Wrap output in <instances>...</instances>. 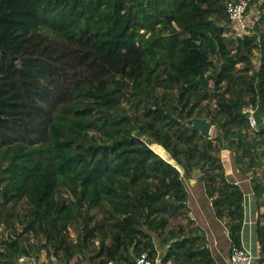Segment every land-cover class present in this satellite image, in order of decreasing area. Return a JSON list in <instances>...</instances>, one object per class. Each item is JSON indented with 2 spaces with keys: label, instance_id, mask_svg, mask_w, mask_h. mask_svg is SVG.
Wrapping results in <instances>:
<instances>
[{
  "label": "trees",
  "instance_id": "obj_1",
  "mask_svg": "<svg viewBox=\"0 0 264 264\" xmlns=\"http://www.w3.org/2000/svg\"><path fill=\"white\" fill-rule=\"evenodd\" d=\"M228 1L0 0V220L23 204L25 232L60 262L135 264L145 252L155 264H218L204 231L179 221H193L187 181L199 172L230 253L242 247L245 191L221 153L246 176L258 164L247 137L264 124L258 115L251 130L241 111L238 65L246 74L260 53L249 102L264 107V33L226 37ZM196 117L217 137L193 129ZM252 187L264 207V182ZM256 234L253 264H264L259 221ZM31 256L15 236L0 240V264Z\"/></svg>",
  "mask_w": 264,
  "mask_h": 264
},
{
  "label": "rangeland",
  "instance_id": "obj_2",
  "mask_svg": "<svg viewBox=\"0 0 264 264\" xmlns=\"http://www.w3.org/2000/svg\"><path fill=\"white\" fill-rule=\"evenodd\" d=\"M263 15H264V0H251L250 6L247 11V21L249 25L247 29L248 31H246L247 34H249L250 36L257 35V38L263 35L264 23L261 22V18ZM218 23L220 27L224 28V35L228 37L229 39H234V41H236V37H239L244 34V33H240L239 35V33L236 32L235 27L231 24V22H227L226 20H220L218 21ZM251 59H252V66L250 67L249 71H246V74L242 72V69L244 68V66L242 64L238 65V68L241 70L238 73V75L243 77L244 81H246V83L242 86L243 87L242 96L244 97L245 101H247L248 103H251L249 102V100L251 99V96L253 94V90L250 87L249 83L252 82L255 76V73L260 66V53L256 49H252ZM211 73L212 72H209L208 75H210ZM209 86L214 87V83L212 80L209 82ZM225 88L226 87H224V89ZM240 88L241 87H239L238 91L240 90ZM252 104L255 105L254 107H255L257 116L259 115L260 118H263L264 117V107L261 106V103L258 102L257 103L258 105L255 103H252ZM209 135L213 138L217 137L218 133H217L215 126L211 125V133ZM247 138H248V141L250 142V146L252 149L251 151L253 153L252 155L256 156L257 162H258L256 167H254L251 170H248L249 174H247V176L243 175L242 172L235 167L234 165L235 164V161H234L235 154L231 149L230 150L229 148L225 149L221 153V158H222V161L225 167H227L228 169H231V166H232L234 174L231 180L241 181V187L243 188V190L247 193H251L252 188H253L252 187L253 183L262 182V181L264 182V153H263L264 152V136H260L256 133H251V135ZM145 140L151 143L149 139H145ZM151 146L152 148L155 149L154 145H151ZM165 159L170 160L168 157H165ZM249 161H250L249 157L244 158L245 164L249 163ZM243 166L244 164L242 163L240 167H243ZM194 175L199 176L200 173L196 172ZM195 178L197 177L196 176L193 177L192 180ZM187 184H188V187L191 188V190L193 189L194 191L193 193L198 197V200L196 202L194 201L192 205L190 203L191 212H192L191 217L194 219L191 222L185 219H180L179 221L181 222V224L188 223L189 228L198 226L200 227L202 231L206 232V234L208 233V235H206L207 243L210 249L212 250L214 256L216 257L218 264H222L223 262H225L224 258L230 261V256H231L230 248L226 246L227 243H225L224 245H221L220 243V241L226 239L224 237H227V231H228L227 224H226L227 222L225 220L219 221L215 219V215L213 213L212 207L209 205V203H206V199L204 198V195H203L204 191L202 189L203 184L197 183V186L194 185L195 187L192 185L190 186L189 181H187ZM191 197L193 199V196ZM262 201L263 200H261V203H263ZM261 203H258L254 211V217H255L256 222L259 221L264 224V220L261 218L262 213L264 212V207H262ZM14 207L16 208L15 213L12 212V209H14ZM23 207L24 205L21 203L17 204V206H13V204H9L3 210V214H2L3 218L2 220H0V240L10 239L12 236L13 237L15 236L16 239L20 240L31 251V254H32L31 257L33 258L32 262L34 264H92L93 263L92 260L82 258V256H75L73 259L69 260L68 262L66 261L60 262L56 256H53V254L48 252V249L44 247L45 245L44 239L39 233L35 231H32L31 233L25 232V224H23V221L20 217V212L21 213L23 212ZM18 210H19V213H18ZM91 213H94V212H91ZM257 215L259 217H257ZM102 217L103 215L100 214L99 218H102ZM214 220H216L220 233H222L221 237H218V235H214L209 230V228L211 229L216 228L215 227L216 223H213ZM225 232H226V235H225ZM70 235L72 236V238L75 239L76 242L79 241L80 238H79L78 227H72L70 229ZM210 235H214V237L216 238L217 242L219 243V246L221 247L220 251L217 250L215 246L216 244H214L215 242L213 241V237ZM18 236L19 238H17ZM157 242H158L160 257H162V254L164 253L167 247L163 246V242L160 241L159 238L157 239ZM251 245L253 246V248H251L252 251L251 250L250 251L253 252L254 256L257 257L259 254L256 251L259 248V244L255 241ZM218 251L222 253L221 254L222 256L220 255Z\"/></svg>",
  "mask_w": 264,
  "mask_h": 264
},
{
  "label": "built area",
  "instance_id": "obj_3",
  "mask_svg": "<svg viewBox=\"0 0 264 264\" xmlns=\"http://www.w3.org/2000/svg\"><path fill=\"white\" fill-rule=\"evenodd\" d=\"M250 0H231L227 2L226 12L236 32L245 33L248 29L247 10L249 8ZM255 105L249 103L242 107V113L247 117L248 124L251 130H257L259 121L256 115ZM264 124V117L262 118ZM255 260L254 254L250 249L242 247H233L231 250L230 264H253ZM108 264H115L109 262ZM135 264H155L152 262L147 253H142L135 261Z\"/></svg>",
  "mask_w": 264,
  "mask_h": 264
},
{
  "label": "crops",
  "instance_id": "obj_4",
  "mask_svg": "<svg viewBox=\"0 0 264 264\" xmlns=\"http://www.w3.org/2000/svg\"><path fill=\"white\" fill-rule=\"evenodd\" d=\"M226 174L230 178H232V176L234 174V171L232 169V166H231V169H228L226 167ZM195 176L197 178L199 177L198 175H194V177ZM197 178H195V179L192 180V186H194V185L197 186V183H196V181H197L196 179ZM235 181L238 184L241 185V181H239V180H235ZM198 183L201 184L199 182V180H198ZM202 189L204 191L203 195H204V198L206 199V203H209V205L212 207V203H211L210 199H208V197L206 196L205 188H204L203 185H202ZM193 192H194L193 189L190 190L189 205H190V203L192 205L194 203V201L196 202L198 200V197ZM191 196H193V199H192ZM245 196H246L245 197V206H244L245 207V221H244V226H243V231H242V241H243V246L246 247V248H248V249H250L252 251L251 248H253V246L251 244L254 243L255 241L258 243L257 234H256V224H257V222L255 221V217H254V211H255V209H256V207L258 205V201H257L256 196H255V194H254L253 191L251 193L245 192ZM212 210H213V208H212ZM213 213H214V211H213ZM191 216H192V212H191ZM257 217H258V215H257ZM193 219L194 218H192V220ZM215 219H217V218L215 217ZM217 220H219V219H217ZM213 223H216V220H214ZM215 227H216L215 229L209 228L210 232L213 233L214 235H218V237H221L222 236L221 235L222 233H220V230H219V228L217 226V223L215 224ZM205 231H206V229H205ZM204 233H205V236L208 235V233L207 234H206V232H204ZM228 233L229 232L227 231V237H224L226 239L220 241V243H221V245H224L225 243H227L226 246H228L230 248V238H229V234ZM214 235H210V236L213 237V241L215 242L214 244H216L215 246H216L217 250L220 251V248L221 247L219 246V243L217 242V240L214 237ZM225 235H226V232H225ZM206 238H207V236H206ZM256 252L259 254V252H260V246H259V248H258V250ZM221 254L222 253H220V255ZM224 259H225V262H223L222 264H230V261L228 259H226V258H224Z\"/></svg>",
  "mask_w": 264,
  "mask_h": 264
},
{
  "label": "water",
  "instance_id": "obj_5",
  "mask_svg": "<svg viewBox=\"0 0 264 264\" xmlns=\"http://www.w3.org/2000/svg\"><path fill=\"white\" fill-rule=\"evenodd\" d=\"M192 128L199 130L203 134L211 133V124L205 118H193L192 120Z\"/></svg>",
  "mask_w": 264,
  "mask_h": 264
}]
</instances>
